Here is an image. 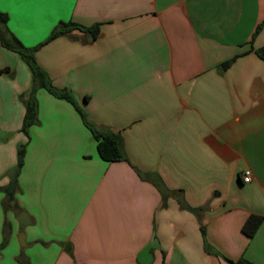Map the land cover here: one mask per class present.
<instances>
[{"label": "crops", "instance_id": "crops-1", "mask_svg": "<svg viewBox=\"0 0 264 264\" xmlns=\"http://www.w3.org/2000/svg\"><path fill=\"white\" fill-rule=\"evenodd\" d=\"M0 12L28 48L61 22L100 24L36 61L127 158L102 160L74 106L45 89L24 134L32 72L0 43V188L26 146L14 200L0 190V264H264V0H0ZM251 215L263 222L249 238Z\"/></svg>", "mask_w": 264, "mask_h": 264}, {"label": "trees", "instance_id": "trees-1", "mask_svg": "<svg viewBox=\"0 0 264 264\" xmlns=\"http://www.w3.org/2000/svg\"><path fill=\"white\" fill-rule=\"evenodd\" d=\"M8 16L0 12V43L3 48L15 52L29 66L32 72L33 85L32 89L25 100L26 113L23 120L22 132L29 135L30 128L37 123L38 118V101L36 93L39 89H45L51 95L56 98L63 99L71 103L76 111L80 114L84 125L89 129L94 139L98 142V153L102 160L106 162H120L127 161L126 155L122 147V140L117 132L111 130L99 129L93 122H91L84 109L78 104L75 97L71 92L66 89H59L54 86L52 79L49 75L38 65L36 61V52L50 41L60 37L67 36L73 31H80L86 34H90L92 39H96L100 33V24H95L89 28L83 27L74 22H61L52 32L50 37L42 44L28 48L25 47L18 39H16L9 31L7 27ZM264 29V20L258 25L253 35L255 37L260 31ZM258 55L264 58V54L260 51H256ZM262 53V54H261ZM234 60L227 62L223 65V68L229 67ZM26 146H20L18 150V165L15 174V179L10 183L9 186L0 188L4 191L8 197V201L14 200L15 191L18 187V175L24 164ZM263 222L262 216L251 215L242 227V232L249 238H252L258 231L260 225ZM6 244L4 240L2 247ZM232 264H241L234 263Z\"/></svg>", "mask_w": 264, "mask_h": 264}, {"label": "water", "instance_id": "water-1", "mask_svg": "<svg viewBox=\"0 0 264 264\" xmlns=\"http://www.w3.org/2000/svg\"><path fill=\"white\" fill-rule=\"evenodd\" d=\"M17 220L21 226L22 229H24L25 227L29 226L31 224L30 220H29V216L26 212H20L17 216ZM20 243L23 246L24 243V234H21L19 237Z\"/></svg>", "mask_w": 264, "mask_h": 264}, {"label": "built area", "instance_id": "built-area-1", "mask_svg": "<svg viewBox=\"0 0 264 264\" xmlns=\"http://www.w3.org/2000/svg\"><path fill=\"white\" fill-rule=\"evenodd\" d=\"M252 179V173L250 170H245L242 174V180L244 183H249Z\"/></svg>", "mask_w": 264, "mask_h": 264}, {"label": "rangeland", "instance_id": "rangeland-1", "mask_svg": "<svg viewBox=\"0 0 264 264\" xmlns=\"http://www.w3.org/2000/svg\"><path fill=\"white\" fill-rule=\"evenodd\" d=\"M84 111H85V110H84ZM6 206H8L7 203H6Z\"/></svg>", "mask_w": 264, "mask_h": 264}]
</instances>
